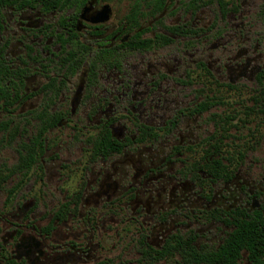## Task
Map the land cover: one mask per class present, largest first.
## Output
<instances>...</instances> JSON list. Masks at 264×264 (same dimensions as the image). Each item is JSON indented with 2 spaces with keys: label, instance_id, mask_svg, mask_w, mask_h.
<instances>
[{
  "label": "flooded vegetation",
  "instance_id": "flooded-vegetation-1",
  "mask_svg": "<svg viewBox=\"0 0 264 264\" xmlns=\"http://www.w3.org/2000/svg\"><path fill=\"white\" fill-rule=\"evenodd\" d=\"M224 2L0 0V147L13 142L17 153L15 163L0 162L6 192L0 223L7 229L0 264H89L106 221L122 219L139 222L137 261L154 264L177 254L185 264L177 239L216 251L235 229L236 211L264 214L262 188L245 179L232 185L235 205L222 207L230 197L217 196L237 176L229 165L242 159L222 156L229 116L211 111L220 105L211 84L230 86L222 70L230 73L231 61L239 67L229 48L231 14L239 5ZM214 3L210 22L201 23L199 14L208 15L205 8ZM250 52L248 43L237 51ZM206 115L209 131L199 123ZM28 119L33 133L23 140ZM55 129H70L72 142L78 132L81 154L78 167L66 172L77 171L75 184L53 189L58 197L39 225L45 164L69 168L77 160L58 151L47 155L58 145L49 137ZM216 162L227 172L209 171ZM34 178L44 190L18 202ZM216 223L222 224L216 245H198L199 230ZM243 260L254 264L246 250L237 264Z\"/></svg>",
  "mask_w": 264,
  "mask_h": 264
},
{
  "label": "rangeland",
  "instance_id": "rangeland-1",
  "mask_svg": "<svg viewBox=\"0 0 264 264\" xmlns=\"http://www.w3.org/2000/svg\"><path fill=\"white\" fill-rule=\"evenodd\" d=\"M238 2V7L235 13L231 14V32L229 48L231 49V55L239 56V67L233 65V61L229 63L231 66L230 73L228 70H222V76L224 82H229L230 86L224 87L223 85L211 84L210 90L220 100L219 106H215L211 109L214 112L225 113L229 116V120L225 124L226 136L224 137V145L221 148L222 156H229L234 160L240 162L229 165L233 169L237 176L230 183L226 190L217 188L220 199L221 196L230 197V199H223L222 207H229V205H235V197L231 195L232 185L238 184L240 180L245 179L251 188H262L263 194L258 201L264 204V0H232ZM205 14H199L201 23L208 24L211 19L212 13L215 12V3L210 7L205 8ZM236 24H242L243 29L240 32H234ZM241 36H240V35ZM248 43L251 46V52L243 55V53H237V51H243V45ZM254 56V58L246 61V57ZM241 70L246 75L235 76ZM261 72V73H260ZM229 73V75H228ZM259 74V75H258ZM262 76V78H261ZM260 77V78H259ZM201 79V78H200ZM208 80H211L208 77ZM31 107V101L27 102L21 111H25ZM16 112H19L17 110ZM210 112H208V115ZM200 124H203L205 131L210 130V120L207 115L200 120ZM24 131L22 133L23 140H26L33 133L31 123L29 119L24 123ZM229 130V131H228ZM70 129H55L54 132L49 134L52 142H58V145L52 147L47 155H51L58 151L60 158H70L77 160L71 164V166L62 168L61 165H51L53 160L47 162L46 168L48 169V178L45 182V190L42 188L43 184H39L35 178L31 179L22 190V194L18 196L17 201H21L25 198H30L32 195L37 194V188L40 186L45 194L44 198H39L40 204L43 206L39 209L38 221L39 225L47 223V219H40L41 215L47 216L50 212V206L56 201L58 196L54 193L57 191V185L59 187L71 186L75 184V173L77 172L75 167H78V159L81 154L78 147V132H76V138L73 142L68 138ZM205 133V132H204ZM21 137V139H22ZM19 140V139H17ZM53 145V143H51ZM202 154L199 148L198 156ZM17 153L15 149V143L8 144L7 146L0 147V162H7L6 164L15 163ZM72 169L70 173H66L69 169ZM56 169L57 172L62 173L64 176L68 174V178L64 180H58V175L55 174L52 177V171ZM10 184V182H9ZM34 186V187H32ZM216 187H222V185L216 184ZM249 187V186H248ZM53 189H56L54 191ZM244 192L246 202H250L251 198L247 195V189ZM246 194V195H245ZM245 195V196H244ZM41 196V192H40ZM6 198V192L0 191V208H3V203ZM253 201V200H252ZM219 202V201H218ZM249 206V205H248ZM8 209V208H6ZM41 211V212H40ZM180 231L186 232L185 222L183 221ZM187 223V222H186ZM221 223L214 225L206 224L201 228L200 236L196 239L197 244H208L209 246H215L220 236ZM197 225L194 224L190 229H194ZM214 227L212 231H207L206 228ZM0 228L2 225L0 223ZM117 230V234L115 233ZM140 225L137 221H125V219L119 220L118 223L111 224L110 220L106 221L104 227L100 231L99 239L100 246L96 251L97 258H94L89 264H147L137 261L139 258L137 238L139 235ZM7 232L6 228H2L0 237H5ZM202 235V236H201ZM99 258V259H98ZM146 262V261H145ZM1 263V262H0ZM153 264V263H152ZM154 264H183L179 255L170 256L164 260L155 262ZM241 264H248L243 260Z\"/></svg>",
  "mask_w": 264,
  "mask_h": 264
},
{
  "label": "trees",
  "instance_id": "trees-1",
  "mask_svg": "<svg viewBox=\"0 0 264 264\" xmlns=\"http://www.w3.org/2000/svg\"><path fill=\"white\" fill-rule=\"evenodd\" d=\"M217 1L221 7L226 4L224 0ZM207 168L215 173L227 172L225 165L219 162ZM233 217L235 229L216 251L199 250L189 241L177 239L185 264H237L242 250L247 251V257L252 263L264 264V214L238 210Z\"/></svg>",
  "mask_w": 264,
  "mask_h": 264
}]
</instances>
